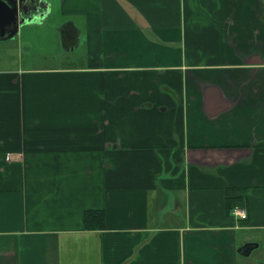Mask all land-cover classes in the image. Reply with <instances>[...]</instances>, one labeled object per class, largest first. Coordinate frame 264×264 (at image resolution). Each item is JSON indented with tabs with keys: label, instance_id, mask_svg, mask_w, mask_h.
<instances>
[{
	"label": "crops",
	"instance_id": "0c3cea01",
	"mask_svg": "<svg viewBox=\"0 0 264 264\" xmlns=\"http://www.w3.org/2000/svg\"><path fill=\"white\" fill-rule=\"evenodd\" d=\"M58 9L79 65L0 59V264H264V0Z\"/></svg>",
	"mask_w": 264,
	"mask_h": 264
},
{
	"label": "rangeland",
	"instance_id": "374dc122",
	"mask_svg": "<svg viewBox=\"0 0 264 264\" xmlns=\"http://www.w3.org/2000/svg\"><path fill=\"white\" fill-rule=\"evenodd\" d=\"M55 4L54 10L49 17L46 18L43 26H29L19 31L16 37H23V64L26 66L30 64L32 66H43V64H61L66 62L65 56L68 55L70 60L79 65L80 62L76 61L75 57L81 60V56L84 54V48H80L79 51L64 53L63 47L60 41V30L57 29L63 22L68 19L64 18L61 13L58 12V0H51ZM15 38V37H14ZM13 38V39H14ZM13 40L0 41V59L4 58L6 53V47L8 43ZM83 45V44H82ZM65 54V55H62ZM255 237H263L264 232H253ZM256 239V238H254ZM261 242L260 248L254 250L252 255V261L254 263H260L264 260V239H257ZM260 260V261H259Z\"/></svg>",
	"mask_w": 264,
	"mask_h": 264
},
{
	"label": "water",
	"instance_id": "95a60500",
	"mask_svg": "<svg viewBox=\"0 0 264 264\" xmlns=\"http://www.w3.org/2000/svg\"><path fill=\"white\" fill-rule=\"evenodd\" d=\"M38 2L46 10L47 5L44 0H0V40L13 39L18 35L21 26L35 20L36 17L28 19L27 17L30 15L26 14L24 10L33 5L37 12Z\"/></svg>",
	"mask_w": 264,
	"mask_h": 264
},
{
	"label": "trees",
	"instance_id": "16d2710c",
	"mask_svg": "<svg viewBox=\"0 0 264 264\" xmlns=\"http://www.w3.org/2000/svg\"><path fill=\"white\" fill-rule=\"evenodd\" d=\"M66 32V28L63 30ZM229 202V201H227ZM236 202H229L227 204V212H231ZM85 228L87 230H98L106 227V213L104 210H88L83 214Z\"/></svg>",
	"mask_w": 264,
	"mask_h": 264
},
{
	"label": "built area",
	"instance_id": "2783aa9c",
	"mask_svg": "<svg viewBox=\"0 0 264 264\" xmlns=\"http://www.w3.org/2000/svg\"><path fill=\"white\" fill-rule=\"evenodd\" d=\"M232 215L233 217L239 219V220H247L248 219V212L247 209L244 206H241L239 204L235 205L232 209Z\"/></svg>",
	"mask_w": 264,
	"mask_h": 264
},
{
	"label": "flooded vegetation",
	"instance_id": "af4514ba",
	"mask_svg": "<svg viewBox=\"0 0 264 264\" xmlns=\"http://www.w3.org/2000/svg\"><path fill=\"white\" fill-rule=\"evenodd\" d=\"M36 7L35 6H33V5H30V6H28L27 8H25V10H24V12L26 13V14H29L30 16L29 17H27L28 19L30 18V17H33V15L35 14V12H36V9H35ZM37 10H38V12L39 13H42V15H43V11H45L44 10V8H42V6H41V4L38 2L37 3Z\"/></svg>",
	"mask_w": 264,
	"mask_h": 264
}]
</instances>
